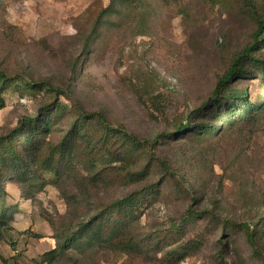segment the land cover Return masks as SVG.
<instances>
[{
    "label": "rangeland",
    "instance_id": "1",
    "mask_svg": "<svg viewBox=\"0 0 264 264\" xmlns=\"http://www.w3.org/2000/svg\"><path fill=\"white\" fill-rule=\"evenodd\" d=\"M111 2L6 0L0 7V69L12 77L71 88L73 102L59 99L69 104L72 115L76 104L143 142L171 131L204 103L257 30L235 0L218 5L212 0H148L143 20L139 12L121 17L93 48V28L106 18L103 12ZM239 85L252 94L260 87L258 81ZM4 101L0 141L13 139L22 122L52 104L46 95H20L13 89ZM71 121L67 117L55 128L52 142L69 131ZM116 147L96 156V149L89 153L83 143L78 147L81 160L67 174L31 166L24 168L25 182L16 175L10 183L4 181L10 195L6 207L14 213L0 231V264H41L42 256L56 247V229L89 221L105 205L158 182L167 194L144 202L135 223L136 252L72 251L60 264H263L243 230L231 236L221 255L222 226L217 223L250 226L264 248V117L211 144L182 140L156 146L140 162L124 161ZM17 150L23 151L20 146ZM159 159L177 182L166 180L169 174ZM149 161L146 180L129 182L128 171L122 169L110 185L100 181L116 167L133 171ZM193 209L216 217V223L202 217L184 228L181 241L168 240V233L183 227V218ZM199 235L204 237L200 243Z\"/></svg>",
    "mask_w": 264,
    "mask_h": 264
},
{
    "label": "trees",
    "instance_id": "2",
    "mask_svg": "<svg viewBox=\"0 0 264 264\" xmlns=\"http://www.w3.org/2000/svg\"><path fill=\"white\" fill-rule=\"evenodd\" d=\"M5 1L0 0V7ZM147 1L112 0L108 9L103 12L106 18H100L93 28L94 45L92 47H95L104 31L117 26V20L121 17L139 12L143 20L147 12ZM159 1L164 2V0ZM223 1L212 0L216 5ZM235 3L257 27L252 36V43L235 57L229 70L219 77L210 97L198 108L185 115L184 119L177 122L171 131L160 134L153 142L140 141L123 127L115 128L103 115L86 112L76 104H74V115H72L69 104L60 100L74 101L72 89L69 87L63 89L48 81L36 82L31 79L12 77L0 69V109L5 106L4 96L12 89L20 95H46L52 102L41 108L37 116L22 122L14 132L13 139L0 141V231L7 227L14 213L6 207L10 195L3 183L4 181L10 183L14 179L13 175L19 176V180L25 182L28 178L24 168L30 170L35 167L47 173L67 174L73 171L74 164L80 159L81 151L78 147L83 143H85V150L89 153L96 149V156H103L106 149L111 150L117 146L119 156L124 161L137 160V158L139 160L142 155L148 154L151 148L168 146L182 140H187L195 146L214 143L237 131L245 122L264 117V0H235ZM80 64L82 62L74 64L75 72L78 71ZM243 81H258L260 87L256 93L252 94L247 88L239 85ZM67 117L72 118L69 131L62 132L61 139L52 142L50 138L55 137V128L64 123ZM17 146H20L23 151H18ZM98 158H94L93 166L97 164L95 161ZM159 161L169 174L166 180L177 182L166 162L162 159ZM149 164L150 161L144 167L133 171L129 168L116 167L114 173H109L100 181L110 185L113 183V177L119 176V170L122 169L128 171L125 178L129 182H134L138 178L146 180L150 175ZM177 185L182 189V184L177 183ZM138 192H140L138 195H127L105 205L89 221L75 225L70 222L64 224L61 229H56V247L42 256L41 264H60L74 254L72 251L79 255H93L106 251L131 255L136 252L138 243L135 236V223L142 214L144 202L166 195L167 189L164 183L158 182L150 183ZM205 214L207 213L189 210L183 218V227L171 230L168 233L170 234L168 240L181 241L184 228L196 225L198 219L202 217L216 223V217ZM218 225L222 226V235L219 240L221 255L227 250L231 236L237 230H243L255 254L264 264V248L257 243L255 237L258 232L250 231L251 228L248 225H239L228 220H222L217 223V227ZM259 233L263 235V231ZM198 239L197 242L200 243L204 237L199 235Z\"/></svg>",
    "mask_w": 264,
    "mask_h": 264
}]
</instances>
